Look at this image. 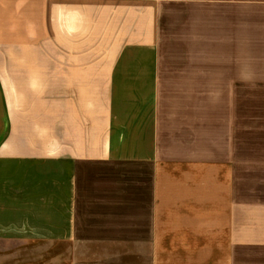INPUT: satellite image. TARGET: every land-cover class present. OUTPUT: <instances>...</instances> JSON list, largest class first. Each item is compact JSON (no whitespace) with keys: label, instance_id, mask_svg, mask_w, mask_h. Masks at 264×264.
<instances>
[{"label":"crops","instance_id":"0c3cea01","mask_svg":"<svg viewBox=\"0 0 264 264\" xmlns=\"http://www.w3.org/2000/svg\"><path fill=\"white\" fill-rule=\"evenodd\" d=\"M0 264H264V0H0Z\"/></svg>","mask_w":264,"mask_h":264}]
</instances>
